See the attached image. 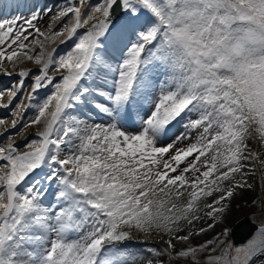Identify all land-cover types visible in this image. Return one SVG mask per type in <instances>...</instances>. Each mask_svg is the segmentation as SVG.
Returning <instances> with one entry per match:
<instances>
[{
  "label": "snow or ice",
  "instance_id": "1",
  "mask_svg": "<svg viewBox=\"0 0 264 264\" xmlns=\"http://www.w3.org/2000/svg\"><path fill=\"white\" fill-rule=\"evenodd\" d=\"M24 9L0 7V264H264V0Z\"/></svg>",
  "mask_w": 264,
  "mask_h": 264
},
{
  "label": "rangeland",
  "instance_id": "2",
  "mask_svg": "<svg viewBox=\"0 0 264 264\" xmlns=\"http://www.w3.org/2000/svg\"><path fill=\"white\" fill-rule=\"evenodd\" d=\"M27 13H29V12H27ZM26 13V14H27ZM7 76L6 75H3V74H0V88H2L3 86H5V85H9L13 80H15L16 79V77L15 76H13V77H8L9 79L7 80V79H5ZM18 102V101H17ZM29 116H31L33 113L30 111L29 113ZM3 115H5V112H2V110H0V116H3ZM9 119H11V116H9ZM182 130V129H181ZM257 193H252V194H249V199L251 198V196L252 195H256ZM238 203H240L239 201H237V202H234V204H233V210H232V213H231V216H230V219L228 220V225L229 226H232V224H234V222H235V220L237 219V215L238 214H245V213H247L248 212V210L250 209V208H245V207H237V204ZM251 211H254L253 209H250V212ZM249 212V213H250ZM220 231V227H218L217 229H216V232H219ZM212 235H214V233H209V237H211ZM140 240H143V235H141L138 239H137V241H140ZM134 243H137V242H134Z\"/></svg>",
  "mask_w": 264,
  "mask_h": 264
},
{
  "label": "bare ground",
  "instance_id": "3",
  "mask_svg": "<svg viewBox=\"0 0 264 264\" xmlns=\"http://www.w3.org/2000/svg\"><path fill=\"white\" fill-rule=\"evenodd\" d=\"M36 2H39L38 5L42 6V5H44V4L51 5V4H53V3L55 2V0H7V1H5V3L0 4V5H1L0 7H2L3 10L6 11V12H8V10H10V13H12V8H10L11 5L14 4V3H18V4L20 5V9H21V11L15 12V15H17V14L19 13L18 15L20 16V15H21L20 12H24V11H25L26 13L28 12L27 10L24 9V4H25V3L34 4V3H36ZM36 4H37V3H36ZM8 13H9V12H8ZM27 16H28V15H27ZM4 18H5V17H4ZM6 18H8V15L6 16ZM47 23H48V18L45 17V18L40 22V26H41V27H44ZM23 66H24V67H33L34 65H31L30 63H26V64L23 65ZM18 70H19V69H17V71H18ZM2 112H4V111L2 110ZM239 216H240V214L237 215V218H239ZM221 227H223V226H221ZM154 242H156V243H160L161 246H162V242H160L159 240H156V241H154Z\"/></svg>",
  "mask_w": 264,
  "mask_h": 264
},
{
  "label": "water",
  "instance_id": "4",
  "mask_svg": "<svg viewBox=\"0 0 264 264\" xmlns=\"http://www.w3.org/2000/svg\"><path fill=\"white\" fill-rule=\"evenodd\" d=\"M248 216L242 217L239 221H237L232 227L234 230V236L231 238L236 242H244V240L249 236V234L253 231L254 223L250 221Z\"/></svg>",
  "mask_w": 264,
  "mask_h": 264
},
{
  "label": "trees",
  "instance_id": "5",
  "mask_svg": "<svg viewBox=\"0 0 264 264\" xmlns=\"http://www.w3.org/2000/svg\"><path fill=\"white\" fill-rule=\"evenodd\" d=\"M250 212V209L248 210V212L247 213H249Z\"/></svg>",
  "mask_w": 264,
  "mask_h": 264
}]
</instances>
